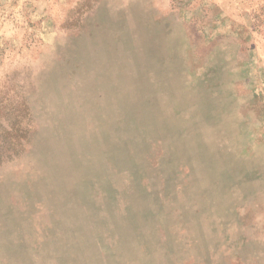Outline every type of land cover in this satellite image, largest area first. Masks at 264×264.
Returning <instances> with one entry per match:
<instances>
[{
  "label": "rangeland",
  "instance_id": "1",
  "mask_svg": "<svg viewBox=\"0 0 264 264\" xmlns=\"http://www.w3.org/2000/svg\"><path fill=\"white\" fill-rule=\"evenodd\" d=\"M0 264H264V0H0Z\"/></svg>",
  "mask_w": 264,
  "mask_h": 264
}]
</instances>
